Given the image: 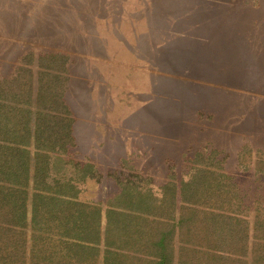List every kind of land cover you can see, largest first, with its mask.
<instances>
[{"label":"rangeland","instance_id":"obj_1","mask_svg":"<svg viewBox=\"0 0 264 264\" xmlns=\"http://www.w3.org/2000/svg\"><path fill=\"white\" fill-rule=\"evenodd\" d=\"M29 52L70 56L69 101L96 112L77 128L76 153L103 177L82 199L106 202L132 173L160 194L213 150L240 193L264 196L263 180L239 167L244 146L264 152V0H0L1 77Z\"/></svg>","mask_w":264,"mask_h":264},{"label":"trees","instance_id":"obj_2","mask_svg":"<svg viewBox=\"0 0 264 264\" xmlns=\"http://www.w3.org/2000/svg\"><path fill=\"white\" fill-rule=\"evenodd\" d=\"M70 64L60 52H29L0 75V264H264V196L240 193L223 151L197 152L192 177H171L161 195L132 173L106 202L82 199L103 174L77 158ZM239 161L264 182L262 150L244 146Z\"/></svg>","mask_w":264,"mask_h":264},{"label":"crops","instance_id":"obj_3","mask_svg":"<svg viewBox=\"0 0 264 264\" xmlns=\"http://www.w3.org/2000/svg\"><path fill=\"white\" fill-rule=\"evenodd\" d=\"M60 53H62V52H60ZM64 54V53H63ZM67 55V54H66ZM71 58V57H70ZM72 64H73V62H72V60H71V64L69 65V70H70V67L72 66ZM103 64V63H102ZM101 82H99V84H100ZM72 84H73V74H72V72H71V70H70V83H69V86H68V91H67V103L70 105V107H71V109H72V111L74 112V116H75V120H76V122H75V125H74V136H75V138H76V142H77V148L79 147V141H78V137H79V134L77 133V128H80L81 126H83V124H85L84 122H86V121H89V120H93V117H92V115H94V114H96V112H94V114H92V115H90V116H87L84 112H83V114L81 113V110H83L84 109V107L87 105V103L89 102L88 101V99H86V98H84L83 99V104L82 103H78V105H77V108L75 109L74 108V106H73V104L69 101V96H70V93H71V91H72V89H73V86H72ZM86 88H88L87 87V85H86ZM103 112H109L107 109H106V107L104 108V110L101 112V113H103ZM96 129H98V128H96L95 126H94V130H96ZM103 151V148L102 149H99V147L98 146H96V148H95V152H98V151ZM84 160H86V159H84ZM91 161V160H90ZM97 168H98V166H97V163L96 162H94V161H91ZM121 163L123 164V165H126L127 163H128V159H127V157L125 156L124 157V159L121 161ZM189 165H191V169H192V163L191 162H189ZM133 167V166H132ZM143 177H146V176H144V174L143 173H140ZM192 177V172L190 173H188L187 174V176L184 178L185 180H189L190 178ZM146 178H148V177H146ZM151 178V177H150ZM175 247L177 248V249H180V248H184V247H187L189 250L192 248V242H189L188 244H186V243H182V242H177V243H175ZM190 258H191V256H190ZM188 262H191V260H189Z\"/></svg>","mask_w":264,"mask_h":264}]
</instances>
